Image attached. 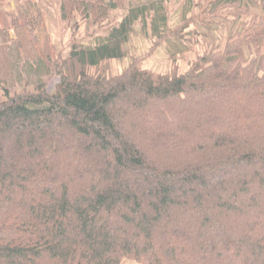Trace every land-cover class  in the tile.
Masks as SVG:
<instances>
[{
	"label": "trees",
	"instance_id": "16d2710c",
	"mask_svg": "<svg viewBox=\"0 0 264 264\" xmlns=\"http://www.w3.org/2000/svg\"><path fill=\"white\" fill-rule=\"evenodd\" d=\"M170 2L24 0L0 28V264H264V0H182L174 28ZM52 3L123 16L44 61ZM136 25L171 62L201 52L182 74H89Z\"/></svg>",
	"mask_w": 264,
	"mask_h": 264
},
{
	"label": "rangeland",
	"instance_id": "374dc122",
	"mask_svg": "<svg viewBox=\"0 0 264 264\" xmlns=\"http://www.w3.org/2000/svg\"><path fill=\"white\" fill-rule=\"evenodd\" d=\"M21 1L24 0H0L1 3L4 2L0 4V28L10 26V13L15 11L16 5ZM32 1L35 2L36 0ZM171 1L169 3V17L170 25L174 28L179 23L178 10L182 0ZM43 10V23L33 26L34 37L32 40L44 61H47L45 50H49L52 59L61 60L68 54L73 43L92 44L95 37L104 34L107 25L118 23L123 16L122 11H115L110 15L107 22H103L100 25H90L88 22L80 21L78 18L76 19L77 23L68 24L60 20L57 6L53 5V3L45 5ZM35 15L38 16L37 14ZM135 33L131 37L129 44L124 45L128 55L126 54L121 59L105 61L99 67H88L87 72L92 75L103 74L106 77H113L123 73L131 64L138 63L141 69L149 70L155 74L163 75L169 72L182 74L189 68L196 55L202 49L201 45L197 46L185 40L183 43L187 47L190 46V52L182 58H176V61L171 62L166 54L165 45L162 44L161 40L151 37L149 33L144 34L140 25L135 26ZM197 39L201 42L199 37ZM190 40L193 42L194 38H190ZM17 91H20V89H17ZM124 262L133 264L128 260Z\"/></svg>",
	"mask_w": 264,
	"mask_h": 264
},
{
	"label": "crops",
	"instance_id": "0c3cea01",
	"mask_svg": "<svg viewBox=\"0 0 264 264\" xmlns=\"http://www.w3.org/2000/svg\"><path fill=\"white\" fill-rule=\"evenodd\" d=\"M2 3H4V2H2ZM1 2H0V4H2Z\"/></svg>",
	"mask_w": 264,
	"mask_h": 264
}]
</instances>
